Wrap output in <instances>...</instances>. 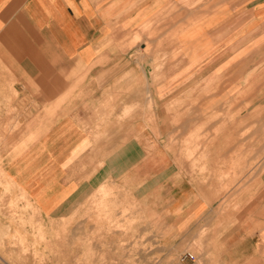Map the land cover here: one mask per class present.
I'll list each match as a JSON object with an SVG mask.
<instances>
[{
    "label": "crops",
    "instance_id": "obj_1",
    "mask_svg": "<svg viewBox=\"0 0 264 264\" xmlns=\"http://www.w3.org/2000/svg\"><path fill=\"white\" fill-rule=\"evenodd\" d=\"M222 104L243 105V127L224 112L233 123L211 143L210 170L220 151L228 162L264 151V0H0V169L42 222L79 214L102 189L106 214L145 218L126 226L136 241L155 213L168 242L172 230L197 238L209 216L217 264H264V174L228 191L239 201L220 227L216 178L172 155L173 133ZM90 221L61 227L121 242L124 230Z\"/></svg>",
    "mask_w": 264,
    "mask_h": 264
},
{
    "label": "rangeland",
    "instance_id": "obj_2",
    "mask_svg": "<svg viewBox=\"0 0 264 264\" xmlns=\"http://www.w3.org/2000/svg\"><path fill=\"white\" fill-rule=\"evenodd\" d=\"M172 106L177 108L179 105ZM211 106L203 105L204 119L201 124L193 125L196 128L195 131L181 133L180 137L179 132L173 133L171 143L176 147L180 145L183 149L176 153L172 152V155L175 154L178 158L189 161L191 165L187 170L191 174L208 176L207 181H210L211 177L216 178L220 195V213H224L228 206L237 207L238 205L239 200L233 199L232 196L228 199L227 194L233 188L241 187V184L236 182L242 178L243 173L251 174L252 182L254 175L258 177L259 174H264V151L258 153L251 149L246 152H232L229 154L230 162L227 161V153L220 151L219 166L212 170L205 168L204 164L207 165V162L211 161L215 155L212 141L218 137L221 129L227 128L229 122L233 123L232 120L226 119L224 112L230 110V107L233 110L234 107L235 127H243L242 120L237 118L243 111L242 104H235L233 107L232 105L228 107L226 104L219 105L220 113L217 114L212 113L217 109ZM212 126L214 131L210 129ZM217 128L220 129L219 132ZM238 138L242 139V133ZM223 141L222 144H225L226 136H223ZM238 159H245L250 166L237 167L234 161ZM260 162H263L261 168L257 167ZM109 196L106 190L97 191L85 207L80 206L79 214L59 216L51 221H45L55 225L59 224L60 227H57L60 231H43L42 225L44 227L45 222L39 219L22 196L11 193L0 169V264H154L158 261H161L159 264H217L216 257L210 253L212 230L209 216L206 226L199 229L197 238L193 232L191 238L179 242V238L174 237L172 230L171 240L168 242L166 233L161 229L164 224L162 216L155 213L154 217L148 218L147 221L154 223L148 236L145 235L144 239L136 241L130 236L131 233L126 230V226L131 223H146L145 218L139 216L138 220L131 221L128 217L133 208L130 206L122 208L121 217L116 218L114 215L106 214L104 202ZM223 218L218 224L220 227L225 226V213ZM83 219L91 220L92 224L98 225L102 222L118 231L124 230L121 242L108 239L106 244L101 245L99 227L85 233V237L83 231H76L73 238L70 236L72 233L68 234L61 227L66 223L72 225L82 222ZM216 226L217 223L215 230ZM188 254L193 258H185Z\"/></svg>",
    "mask_w": 264,
    "mask_h": 264
},
{
    "label": "built area",
    "instance_id": "obj_3",
    "mask_svg": "<svg viewBox=\"0 0 264 264\" xmlns=\"http://www.w3.org/2000/svg\"><path fill=\"white\" fill-rule=\"evenodd\" d=\"M185 258H189V259H192L193 257L191 256V255H186V257Z\"/></svg>",
    "mask_w": 264,
    "mask_h": 264
},
{
    "label": "bare ground",
    "instance_id": "obj_4",
    "mask_svg": "<svg viewBox=\"0 0 264 264\" xmlns=\"http://www.w3.org/2000/svg\"><path fill=\"white\" fill-rule=\"evenodd\" d=\"M250 91V90H249Z\"/></svg>",
    "mask_w": 264,
    "mask_h": 264
}]
</instances>
